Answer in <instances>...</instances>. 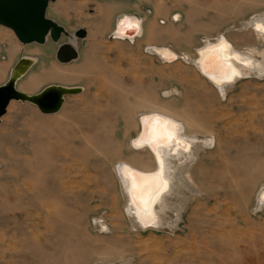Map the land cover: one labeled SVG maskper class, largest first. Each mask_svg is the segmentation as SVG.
Returning a JSON list of instances; mask_svg holds the SVG:
<instances>
[{"label":"rangeland","instance_id":"1","mask_svg":"<svg viewBox=\"0 0 264 264\" xmlns=\"http://www.w3.org/2000/svg\"><path fill=\"white\" fill-rule=\"evenodd\" d=\"M176 7L205 10L201 21L218 20L217 30L187 34L173 14L150 24V41L117 39L118 17L136 16L128 0H54L48 18L69 33L86 30L84 41L69 42L78 58L60 63L55 52L65 37L22 45L0 26V85L26 57L34 63L16 81L18 91L82 89L64 96L54 114L12 100L0 120V264H264V208L257 209L264 186V75L246 72L223 95L181 57L168 63L145 50L166 46L194 58L206 38L223 34L236 50L262 61L264 38L245 23L264 18V0H178ZM37 71L54 80L23 88ZM153 110L180 118L202 146L197 143L185 171L194 191L176 182L179 193L168 192L164 225L141 229L126 213L117 165L154 168L147 152L131 145L139 115ZM207 139L212 142L203 144Z\"/></svg>","mask_w":264,"mask_h":264},{"label":"bare ground","instance_id":"2","mask_svg":"<svg viewBox=\"0 0 264 264\" xmlns=\"http://www.w3.org/2000/svg\"><path fill=\"white\" fill-rule=\"evenodd\" d=\"M245 27L252 29L258 37L264 38V30H261L264 29L263 17L251 18L245 23ZM114 31L113 34L118 38L138 36L139 21L134 17L120 16L115 23ZM69 42H75L73 35ZM148 49L151 54L170 63L181 57L186 63L192 64L198 75L223 95L239 79L246 77L247 73L264 75L262 56V61H259L250 53L236 50L224 36H219L214 41H205L195 50L194 58L183 55L185 53L177 54L165 47ZM138 120L139 131L131 145L135 150H145L153 161L154 168L143 170L122 162L117 165V174L127 199L126 213L135 225L141 229L161 228V225H164L166 211L170 210L167 195H170V192L179 193L174 189L175 183H180V188H190L194 191L191 187L193 183L188 175H185V171L195 162L197 143H200V146L202 143L197 137L187 133V126L180 118L165 111H149L140 114ZM169 131L172 133L171 138L168 136ZM211 142L212 140L207 139L203 144ZM263 207L264 186L257 193V209ZM178 220V216H175L174 221H168V225L173 227V223Z\"/></svg>","mask_w":264,"mask_h":264},{"label":"water","instance_id":"3","mask_svg":"<svg viewBox=\"0 0 264 264\" xmlns=\"http://www.w3.org/2000/svg\"><path fill=\"white\" fill-rule=\"evenodd\" d=\"M52 1L54 0H0V26L10 29L22 45L44 44L48 37L57 43L65 37L67 42L58 45L55 57L60 63H69L78 58L77 46L69 44L70 37L73 35L75 39L84 41L86 30L80 28L74 33H69L63 26L48 18L46 11ZM113 33L112 38L117 39L130 40L138 37L118 38ZM33 63L26 57L18 59L12 67L13 74L10 73L8 80L0 85V120L6 114L7 107L12 100L29 102L36 106L42 114L47 115L60 110L64 96L82 91L79 87L60 85H49L34 95L18 91L15 86L16 81L25 75Z\"/></svg>","mask_w":264,"mask_h":264},{"label":"crops","instance_id":"4","mask_svg":"<svg viewBox=\"0 0 264 264\" xmlns=\"http://www.w3.org/2000/svg\"><path fill=\"white\" fill-rule=\"evenodd\" d=\"M128 1L131 3L132 12L137 16V17L136 16L134 17L139 21L140 32L138 34V38L143 37L144 39L145 37V39L149 41H150V24H153L154 21L155 23H157L160 19H163V20L170 19L173 14H176L175 16L176 19L179 17L181 22L183 21L184 24L186 23L184 27H186L187 34H192V33L200 34L203 32H214L215 30H217L218 25H219L218 20H213L210 22V24L203 23L201 20L207 17L208 13L201 8H198V9L191 8L189 11L184 13L183 11H181L180 9L176 7V1L178 2V0H128ZM124 16L133 17V15H130V14H125ZM197 19L198 21L193 24L192 22L196 21ZM217 36H224V35L218 34ZM205 40L213 41L215 40V38L213 39L206 38ZM205 40L203 41V44ZM142 43L144 44V40H142ZM152 47H166V46H150V48ZM167 48H170V47H167ZM11 51L14 52V49ZM8 54H10V51ZM39 71H37L38 73H35L34 75H30L28 79L22 82L21 86L23 88H26L29 91H34L36 90V88H39L40 86H42L44 83L49 82L50 80H54V77L52 74L44 76ZM178 96H179V93H178ZM181 98L182 97L174 98V99L177 100ZM176 100L175 102H177ZM173 106L175 107V109H180L177 106V104H174Z\"/></svg>","mask_w":264,"mask_h":264},{"label":"built area","instance_id":"5","mask_svg":"<svg viewBox=\"0 0 264 264\" xmlns=\"http://www.w3.org/2000/svg\"><path fill=\"white\" fill-rule=\"evenodd\" d=\"M146 51H148L150 53V51L148 50V48L145 49ZM98 227L101 231H103L105 229V226L103 224H101V222L98 220L97 222Z\"/></svg>","mask_w":264,"mask_h":264},{"label":"snow or ice","instance_id":"6","mask_svg":"<svg viewBox=\"0 0 264 264\" xmlns=\"http://www.w3.org/2000/svg\"><path fill=\"white\" fill-rule=\"evenodd\" d=\"M261 30H264V29H261ZM168 136H169V138H171V136H172L171 131H169ZM181 147H183V146L181 145Z\"/></svg>","mask_w":264,"mask_h":264}]
</instances>
